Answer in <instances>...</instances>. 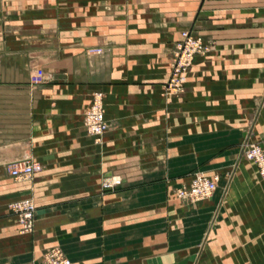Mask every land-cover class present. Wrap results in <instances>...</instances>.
I'll return each mask as SVG.
<instances>
[{"label":"crops","instance_id":"0c3cea01","mask_svg":"<svg viewBox=\"0 0 264 264\" xmlns=\"http://www.w3.org/2000/svg\"><path fill=\"white\" fill-rule=\"evenodd\" d=\"M186 29L212 46L170 93ZM95 91L109 124L97 142L83 124ZM245 142L264 159V0H0V264L54 246L71 264H264V182ZM25 159L40 171L13 178ZM196 171L218 174L216 190L178 199ZM109 176L121 184L102 189ZM24 197L21 234L8 204Z\"/></svg>","mask_w":264,"mask_h":264},{"label":"built area","instance_id":"2783aa9c","mask_svg":"<svg viewBox=\"0 0 264 264\" xmlns=\"http://www.w3.org/2000/svg\"><path fill=\"white\" fill-rule=\"evenodd\" d=\"M212 46L211 41H205L200 35L191 30H182L180 40L175 44L170 58V74L165 89L170 93H181L187 79V73L196 55L206 53ZM97 53L101 49L95 50ZM45 79V72L42 68H36L29 76L31 86H37ZM83 124L88 135L99 141L101 135L109 128L104 118L103 93L95 91L92 94V101L89 108L84 112ZM241 155L254 163L260 181L264 182V159L261 150L256 143L245 142L241 149ZM38 162L25 159L12 162L7 166L8 173L15 179H28L34 173L40 171ZM219 175H208L203 171L192 173L189 182L176 189L175 195L178 199L195 203L209 198L217 188ZM119 176H109L101 181L102 189H113L121 184ZM11 212L17 217L19 233L26 234L33 230L35 205L31 197H24L14 200L8 204ZM35 264H71L70 259L65 255L59 246L48 249L42 259Z\"/></svg>","mask_w":264,"mask_h":264}]
</instances>
